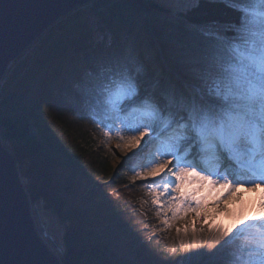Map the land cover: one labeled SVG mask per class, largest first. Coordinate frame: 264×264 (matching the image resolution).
Segmentation results:
<instances>
[{"label":"trees","instance_id":"trees-1","mask_svg":"<svg viewBox=\"0 0 264 264\" xmlns=\"http://www.w3.org/2000/svg\"><path fill=\"white\" fill-rule=\"evenodd\" d=\"M166 11L156 0H91L50 24L0 81L1 141L30 201L63 225L62 264L168 262L159 243L139 231L134 197L128 186L121 190L125 182L114 193L81 186L82 176L104 174L106 162L92 142L103 129L79 103L82 78L113 55L150 79L174 83L195 71L201 41L223 44L236 35L226 27L237 13L221 0H199L174 18Z\"/></svg>","mask_w":264,"mask_h":264},{"label":"snow or ice","instance_id":"snow-or-ice-1","mask_svg":"<svg viewBox=\"0 0 264 264\" xmlns=\"http://www.w3.org/2000/svg\"><path fill=\"white\" fill-rule=\"evenodd\" d=\"M163 2L176 6L199 0ZM221 2L237 13L226 27L236 35L223 44L201 41L197 67L188 78L174 83L150 79L128 58L113 55L80 85V106L90 110L105 137L115 133L141 151L155 146L133 180L145 182L165 225L201 209L195 190H184L186 182L219 185L222 198L241 184L249 190L264 187V0ZM173 10L179 16L188 8ZM258 207L227 228L193 231L195 243L174 264H264V196Z\"/></svg>","mask_w":264,"mask_h":264},{"label":"rangeland","instance_id":"rangeland-1","mask_svg":"<svg viewBox=\"0 0 264 264\" xmlns=\"http://www.w3.org/2000/svg\"><path fill=\"white\" fill-rule=\"evenodd\" d=\"M156 1L167 8L165 14L170 18L177 16V13L173 10L174 7L189 8L193 5L170 6L165 4L163 0ZM13 61L9 63L7 69L12 68L14 65ZM110 135L112 139L104 136V129L99 132L94 131L92 135L93 147L106 162L105 173L93 180L82 176L81 186L97 188V194L107 189L109 192L114 193L118 187L114 186L119 184V182H125L127 185L121 186V190L123 189L122 187L128 186V193L126 194L134 197L135 215L140 218L139 231L147 238L152 237L154 244L159 243V248L162 251L160 255L163 260L168 261L167 264H174L175 261L181 260V257L188 253L189 247L195 243V239L192 236L193 231L199 233L202 228H227L241 216L259 211L258 206L261 197L264 196V187L249 190L245 185L241 184L227 198H222L221 193L224 190L219 185L213 186L207 182L193 184L186 182L184 190H195L197 198L202 201L201 209L195 213H181L177 220L169 219V224L165 225L163 223L164 216L158 217L156 215V209L152 206L151 198L147 195V188L144 186L145 182L143 180H133L134 171L141 170V166L147 162L149 153L155 151V146L149 144L147 151H141L139 147L134 151L139 153L136 156H133L134 152L126 151L117 156L118 149L123 148L127 143L119 141L115 133ZM121 135L128 136L130 133H121ZM20 180L23 184L21 177ZM29 205L31 206L30 212L38 235L43 241V237L46 238L48 243H45V241L44 243L59 257L60 252H56V249L62 246L61 231L63 225L57 221L53 214L42 207L41 202L30 201ZM177 230H179V234ZM186 231L188 233L187 236H185ZM54 242L58 244V247L53 245ZM200 251H204V248H201ZM182 264H198V261H182Z\"/></svg>","mask_w":264,"mask_h":264},{"label":"water","instance_id":"water-1","mask_svg":"<svg viewBox=\"0 0 264 264\" xmlns=\"http://www.w3.org/2000/svg\"><path fill=\"white\" fill-rule=\"evenodd\" d=\"M91 0H0V81L9 63L50 24ZM14 157L0 139V260L62 264L38 235Z\"/></svg>","mask_w":264,"mask_h":264},{"label":"bare ground","instance_id":"bare-ground-1","mask_svg":"<svg viewBox=\"0 0 264 264\" xmlns=\"http://www.w3.org/2000/svg\"><path fill=\"white\" fill-rule=\"evenodd\" d=\"M148 146L149 145H147V146H145L144 148H143V150L145 151H147L148 149ZM140 146H131V145H129V144H127L126 146H124L123 148H120V149H118V152H117V156H119L120 154H122L123 153V151H126V152H134V151H136L138 148H139ZM140 149V148H139ZM142 150V151H143ZM243 192V191H242Z\"/></svg>","mask_w":264,"mask_h":264},{"label":"built area","instance_id":"built-area-1","mask_svg":"<svg viewBox=\"0 0 264 264\" xmlns=\"http://www.w3.org/2000/svg\"><path fill=\"white\" fill-rule=\"evenodd\" d=\"M30 207H31V206H30ZM43 239H44L45 243H48V241L46 240V238L43 237ZM53 245L58 247V244H57L56 242H54ZM59 246H60V245H59ZM63 249H64V247H63V245H62L61 247H58V249H56V252H60V254H62Z\"/></svg>","mask_w":264,"mask_h":264}]
</instances>
